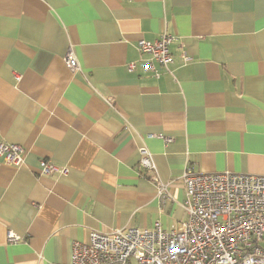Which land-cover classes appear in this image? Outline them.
<instances>
[{
    "label": "crops",
    "instance_id": "crops-1",
    "mask_svg": "<svg viewBox=\"0 0 264 264\" xmlns=\"http://www.w3.org/2000/svg\"><path fill=\"white\" fill-rule=\"evenodd\" d=\"M162 33L172 60L155 76L136 45ZM0 142L24 148L18 166L0 158V264H70L91 231L177 228L186 165L264 175V0H0Z\"/></svg>",
    "mask_w": 264,
    "mask_h": 264
},
{
    "label": "built area",
    "instance_id": "built-area-1",
    "mask_svg": "<svg viewBox=\"0 0 264 264\" xmlns=\"http://www.w3.org/2000/svg\"><path fill=\"white\" fill-rule=\"evenodd\" d=\"M174 40L167 33L152 42L138 40V52L148 56L143 69L155 73L156 64L168 66L172 60L169 46ZM182 59L187 60L184 53ZM63 62L70 70H79L70 50ZM134 68V63L126 64L128 71ZM156 136L164 144L172 142L169 136ZM23 154L22 146L0 142L3 162L18 166ZM138 154L139 166L154 184L157 197L170 199L168 183L157 176L149 150L139 147ZM67 171L47 160L39 161L41 174ZM180 180L187 219L177 228L164 230L155 222L151 228L91 231L86 242H72L70 264H264V175L205 173L186 165ZM19 240L14 233H7V242Z\"/></svg>",
    "mask_w": 264,
    "mask_h": 264
}]
</instances>
